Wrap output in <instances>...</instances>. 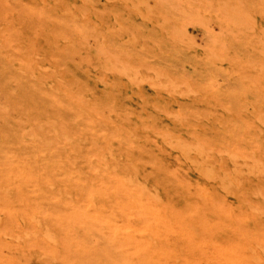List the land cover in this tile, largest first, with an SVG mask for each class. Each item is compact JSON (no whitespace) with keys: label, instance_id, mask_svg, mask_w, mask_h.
<instances>
[{"label":"rangeland","instance_id":"obj_1","mask_svg":"<svg viewBox=\"0 0 264 264\" xmlns=\"http://www.w3.org/2000/svg\"><path fill=\"white\" fill-rule=\"evenodd\" d=\"M225 1L0 0V264H264V0Z\"/></svg>","mask_w":264,"mask_h":264},{"label":"bare ground","instance_id":"obj_2","mask_svg":"<svg viewBox=\"0 0 264 264\" xmlns=\"http://www.w3.org/2000/svg\"><path fill=\"white\" fill-rule=\"evenodd\" d=\"M221 3V2H220ZM223 7L227 10V14L230 18V20L233 22V23H242V24H246V25H253V20H252V17L249 15V13L245 12L243 10V8L241 7V0H227L223 3ZM176 31V30H175ZM186 32V30H185ZM184 32V34H186ZM176 35V34H175ZM175 37V36H174ZM176 38V37H175ZM264 41V40H263ZM107 56V55H106ZM105 56V57H106ZM111 56V55H109ZM112 58V57H110ZM112 62V61H111ZM113 65H114V68H116L117 70L121 71V73H124V72H127V73H132L133 75H136L137 74V71L133 70L128 64L124 63L123 61H121L120 59H117L113 62ZM133 80V79H132ZM170 81V80H168ZM156 83V82H155ZM158 86H160L161 88L163 89H168V87L164 86V84L162 85V82L161 84H157ZM158 86H155V87H158ZM159 89V88H158ZM262 115V114H261ZM261 118V117H260ZM176 142V141H175ZM174 142V143H175ZM179 145V144H178ZM182 147V146H181ZM184 150V148H183ZM185 151V150H184ZM189 151V149H188ZM201 152H203V150L200 149ZM189 153V152H187ZM206 153V152H205ZM207 155V154H206ZM210 159V158H209ZM237 160V159H236ZM209 162V161H208ZM211 163V162H210ZM224 163V161L222 162ZM254 165V164H253ZM211 166V165H210ZM202 167V166H201ZM225 168V167H224ZM223 168V170H224ZM210 169V168H209ZM260 166H259V170H260ZM202 170V169H201ZM261 171V170H260ZM217 172V171H216ZM238 172V171H237ZM215 173V172H214ZM240 173V172H239ZM248 173V172H247ZM210 174V173H209ZM216 174V173H215ZM227 174V173H226ZM205 175V174H204ZM228 178V183H226V189L228 191H232L233 193L236 192L239 188V184L237 183L236 181V177L233 179V178H230V176L228 175L227 176ZM244 180V179H243ZM143 189V188H142ZM231 192V193H232Z\"/></svg>","mask_w":264,"mask_h":264}]
</instances>
